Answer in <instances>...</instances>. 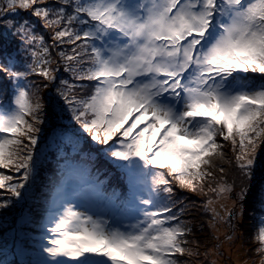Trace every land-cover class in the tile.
<instances>
[{
  "label": "snow or ice",
  "instance_id": "6c2138e0",
  "mask_svg": "<svg viewBox=\"0 0 264 264\" xmlns=\"http://www.w3.org/2000/svg\"><path fill=\"white\" fill-rule=\"evenodd\" d=\"M18 10L53 30V46H75L58 56L79 83L61 80L58 94L82 131L107 146L130 189L119 204L58 190L37 264H181L198 254L187 247L191 229L172 185L196 192L208 182L218 197L234 191L215 174V160L225 158L218 138L231 143L249 181L264 166L257 154L264 83L253 79L264 77V0H0V20ZM16 31L36 50L24 70L14 59L0 61V80L14 88L10 101L0 88V170L18 174L0 172V190L23 199L45 122L40 85L28 77L52 83L60 69L51 67L59 63L54 48L27 21ZM247 194L241 189L239 200ZM11 202L3 199L0 209ZM217 217L213 209L210 226ZM254 239L264 254V216Z\"/></svg>",
  "mask_w": 264,
  "mask_h": 264
},
{
  "label": "trees",
  "instance_id": "16d2710c",
  "mask_svg": "<svg viewBox=\"0 0 264 264\" xmlns=\"http://www.w3.org/2000/svg\"><path fill=\"white\" fill-rule=\"evenodd\" d=\"M18 11V15H9L5 20H0V61L14 59L21 66L20 70H24V65L32 63L31 52L36 50V46L29 47L24 44L21 35L16 31V27L25 21L34 29L36 35L45 38L50 49L54 48L51 52L53 59L59 61L58 53L61 48L70 54L74 45L53 46V30L45 28L43 22L31 16L30 12ZM7 20H12L16 27H7ZM63 63L59 61L51 65L60 69L56 73L55 82L49 83L35 74L28 77L29 84L40 85L39 94L44 104L45 122L40 125L41 131L33 153L35 172L24 190L23 199L12 198L10 193L0 190V201H12L9 207L0 209V264H37L41 257L38 235L46 231V224L49 225V212L61 188L98 195L105 203L115 197V202L119 204L130 195L125 170L106 155L107 146L98 145L82 131L59 96L57 89L63 87L61 80L79 83L74 80L71 72L63 70ZM253 78L256 83H264V77ZM44 84H48V87H43ZM0 88L5 90L7 100L10 101L14 92L11 81L7 78L0 80ZM76 91L79 92L78 89ZM90 91L89 88L88 92ZM219 142L225 147V158L215 160L217 180L223 176L224 181L234 185V191L229 196L231 199L225 193L227 204H231L232 198L239 199L241 189H248L240 209L247 217L244 221L245 229L255 226L257 230L259 221L264 216V166L258 168L254 178L249 181L236 166L235 153L230 144L223 140ZM258 152L264 160V144H261ZM219 167L224 168V173L218 171ZM0 172L18 176L14 172L8 173L7 170ZM172 186L177 209H184L181 219L191 229L187 236V247L198 253L180 257L181 264H217V261H212L214 254L219 253L217 250L223 252L222 244L229 241L226 240L227 236H223V220L217 218L215 227L210 226L215 207L213 202L219 197L209 190L208 182L203 184V191L196 192L181 189L175 182ZM211 186L215 187V182ZM209 200L212 201L211 205H208ZM241 217L240 213L238 220ZM231 239L234 241V238Z\"/></svg>",
  "mask_w": 264,
  "mask_h": 264
},
{
  "label": "rangeland",
  "instance_id": "374dc122",
  "mask_svg": "<svg viewBox=\"0 0 264 264\" xmlns=\"http://www.w3.org/2000/svg\"><path fill=\"white\" fill-rule=\"evenodd\" d=\"M260 83H263V81H261ZM220 140L222 139L218 138V141ZM228 143L232 148L231 143L230 142ZM257 154L260 155L259 152ZM73 192H80V191H73ZM229 196L230 194L227 193L228 198H230ZM77 199H80L81 202H83V198L77 197ZM227 202L228 199L225 197L224 194L223 197L216 198V200L213 202L215 203V207L214 206L213 207L215 209V212L219 213V217L217 218L220 219V217H223V219L220 220H223L224 222L222 228L223 230L225 229L223 231L224 238L226 236L227 237L232 236V238H234V241H231L232 239H229L227 244L223 243L222 244V248L224 249L223 252L217 250L219 251V253L214 254L212 261H217V264H234V262L236 264H264V259H262V257H264V254L262 253L259 254L256 251V249L259 247V243L254 239V236L257 234V230L255 229V226H253L249 230L245 229L244 227V221L247 217L245 216V214L242 213L240 209L241 201L239 202V199L233 200L232 198L231 204H227ZM228 211H231L233 213L232 217L230 218V222L227 216ZM240 213L242 214V217L241 219L238 220V216L240 215ZM231 231L232 233H230ZM46 235H47V231H44L43 234L38 235L40 240L39 246L47 242L45 239ZM226 240H228V238ZM232 242L233 244L231 245ZM40 254L42 255L41 251Z\"/></svg>",
  "mask_w": 264,
  "mask_h": 264
},
{
  "label": "bare ground",
  "instance_id": "6f19581e",
  "mask_svg": "<svg viewBox=\"0 0 264 264\" xmlns=\"http://www.w3.org/2000/svg\"><path fill=\"white\" fill-rule=\"evenodd\" d=\"M237 257V256H236Z\"/></svg>",
  "mask_w": 264,
  "mask_h": 264
}]
</instances>
